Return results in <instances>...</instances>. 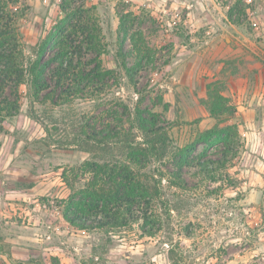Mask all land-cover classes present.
Returning <instances> with one entry per match:
<instances>
[{
    "label": "rangeland",
    "instance_id": "obj_1",
    "mask_svg": "<svg viewBox=\"0 0 264 264\" xmlns=\"http://www.w3.org/2000/svg\"><path fill=\"white\" fill-rule=\"evenodd\" d=\"M71 2L98 24L103 65L122 72L123 82L109 86V104L83 94L62 108L21 88L20 112L0 131V264H264V0ZM23 3L20 29L32 45L63 16L64 2ZM122 15L148 46L142 64L120 28ZM121 46L136 85L117 63ZM215 81L236 110L220 121L206 102ZM114 93L157 114L179 147L218 122L235 127L227 141L195 150V163L223 160L227 145L236 154L212 176L197 164L185 167L187 190L168 188L171 213L154 222V236L143 233L142 221L87 230L65 217L70 195L93 180L82 167L91 154L75 141L85 122L90 132L115 123ZM168 162L170 174L177 168Z\"/></svg>",
    "mask_w": 264,
    "mask_h": 264
},
{
    "label": "trees",
    "instance_id": "obj_2",
    "mask_svg": "<svg viewBox=\"0 0 264 264\" xmlns=\"http://www.w3.org/2000/svg\"><path fill=\"white\" fill-rule=\"evenodd\" d=\"M63 2V16L46 36L29 45L20 29V20L26 14L23 0H0V131L5 121L20 112L23 86L30 94L44 95L42 102L61 108L83 94L99 104H109V86L121 87L122 72L103 65L101 31L96 22L84 16L88 9H77L71 0ZM125 24L126 16L122 15L120 28L126 37L130 34L137 64H142L148 46L141 33L136 38L137 33H129ZM116 60L136 85L134 68L122 46ZM113 97L120 108L110 110L115 123L90 132L85 122L83 135L75 141L77 147L91 154L82 167L93 174V180L80 193L70 195L71 213L68 209L65 217L72 225L87 230L118 229L142 221L139 226L143 233L154 236L158 230L154 222L159 221L161 213H171L168 188L187 190L185 167L197 164L203 173L212 176L218 165H226L229 154H236L235 148L227 145L223 160L195 163V150L215 138L227 141L235 127L218 122L179 147L173 144L168 127L160 123L157 114L147 113L139 103L133 105L117 93ZM206 102L211 116L218 121L223 115L236 113L217 81L207 84ZM235 132L239 137L237 129ZM168 160H174L177 168L170 174L166 172Z\"/></svg>",
    "mask_w": 264,
    "mask_h": 264
},
{
    "label": "crops",
    "instance_id": "obj_3",
    "mask_svg": "<svg viewBox=\"0 0 264 264\" xmlns=\"http://www.w3.org/2000/svg\"><path fill=\"white\" fill-rule=\"evenodd\" d=\"M261 92H262L261 95L264 96V90L263 89L261 90ZM250 104H252V103L250 102Z\"/></svg>",
    "mask_w": 264,
    "mask_h": 264
}]
</instances>
